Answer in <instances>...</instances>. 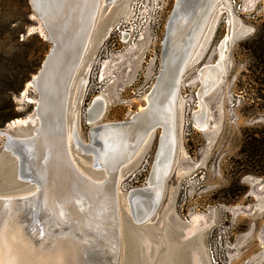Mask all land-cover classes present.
Listing matches in <instances>:
<instances>
[{
	"label": "rangeland",
	"instance_id": "1",
	"mask_svg": "<svg viewBox=\"0 0 264 264\" xmlns=\"http://www.w3.org/2000/svg\"><path fill=\"white\" fill-rule=\"evenodd\" d=\"M174 1L100 4L94 23L99 27L98 36H93L97 39L83 55L67 105V124L77 117V134L83 143L91 126L88 108L95 116L93 122L101 124L127 121L144 105V96L160 70V43ZM143 18L146 24L141 22ZM131 19L137 20L134 26L141 27L143 34L140 42L126 49V39L119 40L113 27ZM263 30L264 0H218L213 8L196 54L179 79L174 160L159 205L145 226L137 228L129 224L125 205H119L122 242L118 264H210L207 244L212 230L220 232L223 255L219 264L224 260L226 264H264V170L260 157L264 73L247 50ZM129 34L131 40L134 33ZM50 47L29 0H0V130L13 137L32 131L30 124L20 125L33 117L37 100L28 82ZM219 59L224 73L217 88L203 99L206 128L199 129L192 122L199 103L197 74L202 65ZM81 79L88 83L78 90ZM96 97L105 102L93 105ZM7 117L12 118L1 124ZM158 137L159 129L123 170L122 191L146 184ZM4 142L0 136V195L27 192L32 186L15 178L14 161L4 152ZM73 154L77 162H88L77 151Z\"/></svg>",
	"mask_w": 264,
	"mask_h": 264
},
{
	"label": "bare ground",
	"instance_id": "2",
	"mask_svg": "<svg viewBox=\"0 0 264 264\" xmlns=\"http://www.w3.org/2000/svg\"><path fill=\"white\" fill-rule=\"evenodd\" d=\"M43 2L45 3V5H47V8H45V10L47 9L48 14L49 9H51L50 14H52L51 16H54V19H51V32L55 36V38L58 37L59 39H62L63 43L60 49V58L56 63H54V67L50 70L52 72L46 80L41 81L39 84L41 97L38 101L36 100V103H38V109L40 112L38 121L40 123L36 124V138L34 137L30 141L31 144L26 143L25 145L28 151L27 155H25L26 159L22 161V159H20L19 157V159L21 160L19 162H21L22 166L28 171H31L32 169L30 168H32L33 166V171H37L38 168H40L45 174L41 186L39 183L31 181V183H33V187L27 192L0 195V264H31L32 261V264H46L47 262H51L52 264H54L53 261L58 263L59 260H61L54 253H50L48 251L46 252L41 247V245L43 244H41L39 236L42 233L39 231H35V229L32 228V226H30L28 222L24 221V208L27 204L28 206H33L36 201L39 206L47 209L54 215V217L57 216V210L61 207L62 209L68 208L69 212L67 213L69 217L74 218L75 216V218H78V215L80 214L78 211L79 209L77 210L70 205V200L72 194H74V189L76 191H79L81 196L83 194L86 197L87 200L85 201L88 203V209L92 213L104 199L97 197V193L90 186L82 182L81 176H83V173H81V170L77 166L73 155L70 153V143L72 142V140L74 142L72 134L77 138L79 136L77 134V117H72L73 122L70 126L67 124L68 108L66 109V107L68 105V98L70 96V86L73 83V79L79 69V66L81 65L82 60L81 59L80 61H78L77 65H75V70L73 71V73L71 72V75L68 76L67 71L70 70L72 56L77 55L79 50L80 45L78 43L80 39V33L82 32V30L85 31L87 25L86 22L88 21V19L90 20L92 11H94L95 9V11L97 12L99 10L100 4H105L106 0H43ZM176 2L179 3V7L178 5L176 6L174 15L170 13L164 26V35L161 41L160 71L158 75L161 73V69L162 75L159 79L160 81H158L157 83V86H155L154 84L151 87L150 91L145 94L144 105L140 106L139 109L135 113H133L127 121L95 124L93 122L95 116H89L92 121L90 122L91 129L95 131L96 127L100 128L97 133L98 140L101 139V141L103 142V147L105 146V150L109 151V153L111 152V154L112 152H114V150L110 149V144L112 142H109L108 139L114 140V149L119 150L118 141H121L124 136L128 141L134 143L137 138H140L143 135L145 126L152 123V121L157 120L163 124L162 141L159 147V151L155 157V161H153L152 163L151 174L147 179V182H150L149 184L152 183L151 187L154 191L152 199L154 200H158L160 197V184L162 183L163 186L164 180L167 177H163V175L166 171V167L168 164L167 162L170 159L169 156L171 147L173 144L175 145V120L173 122L172 119L173 96L170 83V72H172V67H174V63H176V58L169 60V57H171L173 52H176V55L178 56L179 52L183 50L184 46H186L187 44H191V39L194 38V35L198 30L197 28L200 23V17L206 4L205 3L203 6L196 7L198 6V4H194V2L192 3L191 0H175L174 4ZM193 7L196 9H194ZM127 22H125L124 20L120 21V23L125 24ZM94 23L95 21L93 23L91 21L92 26L91 29L89 27L88 31L90 32V39H88L89 41L87 42L85 52L87 51V48H89V43L93 44L97 39V37L95 39H92L93 36L95 37V34L96 36H98L99 27L98 25L97 27H94ZM40 29L43 32L41 26ZM106 31L107 29L104 32ZM110 31L111 29L109 30V32ZM113 31L121 32L120 26H118L117 28L113 27ZM121 35L125 39L126 34L120 33V36ZM141 36L142 33L140 34L138 40H134L131 44V41L129 42L128 40V42L125 43L127 45L126 49H129V45L133 46L134 44L140 42ZM84 53L82 55H84ZM204 65L206 67V70L208 69L207 67H209V65H211V68L209 67L210 70H205L206 72H199L197 74L200 87L198 88L197 94L199 103L197 110L193 112L192 117L193 124L199 129L206 128L205 104L203 102V97L213 91V89H215L217 84L220 82V78L218 77L223 73V64L221 62V59H219L215 63H207ZM212 68L215 70H212ZM157 77L155 81H157ZM32 79H34V76L32 77ZM67 80H69V90L65 93V95H63L64 97L62 96L66 105L62 120L63 124H61V117L58 112V108L61 103L63 86ZM31 82L32 81L28 82L29 87L31 85ZM83 83L84 80L81 79L79 81L78 90L81 88ZM147 106L149 107L146 110V113L139 118V114L143 113ZM89 112L90 111H88L87 114H89ZM101 115L102 114L100 113L97 117L100 118ZM28 119L23 120L20 125H23ZM33 121L34 120H32V124L34 123ZM152 133L153 130H151L147 137L149 138ZM31 136L32 134L21 135V137L23 138H31ZM147 139L143 140L140 147L146 143ZM9 146L14 151H17V146H15L14 144H9ZM81 147V144H78L76 141L74 148L77 149L78 152H82V150L85 151L83 148L80 149ZM140 147L138 148V150L140 149ZM50 149L54 152H58L57 157L55 155L50 156L49 158L47 157L51 152ZM136 153L131 157L132 159L135 157ZM40 159L42 164L39 163ZM68 160L79 174H77L75 170H71L69 172L64 170V166L62 164L65 161L67 162ZM80 162L82 164L84 163L83 161ZM128 164H126L123 170L127 167ZM83 165L91 166V163H84ZM15 172L14 176L18 179L19 176L17 175V173L15 174ZM30 174L32 175V172ZM84 177L87 176L84 174ZM120 178L121 172H118L117 179L114 184L116 206L119 207L120 204H124L125 210L129 214L130 209H128L127 207L128 202H126L124 198H121V196H119ZM142 196L143 195H140L139 197L135 196L133 198L136 199L137 197V211L135 210V214L139 217L147 216L149 210L145 209L146 207L144 205L150 202V198L144 199V196ZM16 198H21V201H26V199L29 198L31 199V201H29L28 203L16 202L15 200H13ZM93 214H96V211ZM50 225L51 227L49 228ZM43 226L45 227L41 230L47 234L46 239L49 238L48 240L51 241V239L53 238V232H51L50 229H52L53 224L49 221H45L43 223ZM42 237H44V235ZM56 240L57 239H55L54 241ZM58 245L64 244H61V242H56L55 247L53 245V248L55 249ZM62 249L63 251L58 252L59 255H67V261L71 262L72 264L78 262V257L73 258V262L70 260L71 257H74L76 254V247L73 243L70 242L67 245L62 246ZM164 255L165 252L162 256L164 257Z\"/></svg>",
	"mask_w": 264,
	"mask_h": 264
},
{
	"label": "water",
	"instance_id": "3",
	"mask_svg": "<svg viewBox=\"0 0 264 264\" xmlns=\"http://www.w3.org/2000/svg\"><path fill=\"white\" fill-rule=\"evenodd\" d=\"M112 1L113 0H106L105 4H109ZM114 1H119V0H114ZM191 1L192 3L194 2V4H198V6L196 7L203 6L205 3L206 4L203 10V13L200 17V23L197 28L198 30L196 29L197 30L195 34L196 37L194 35V38L191 39V44L190 45L187 44L186 46H184L183 50L179 52L178 56L176 55V52H173L171 57H169V60L176 58V63H174V67H172V72H170L171 74L170 83H171V90H172V96H173L172 98L173 100L172 101L173 122L175 120V100L177 98L179 79L183 71H185L187 66L192 62L196 54L199 41L201 39V35L203 34L205 30L207 20L209 19V16L213 8L218 2V0H191ZM44 2L43 0L42 1L41 0H29V5L32 9L33 15L38 19L39 24L43 30L44 39L51 44V47L47 55L43 59L39 70L34 75V79H31L32 82H31L30 87L36 93L37 101L41 97L39 84L41 81L46 80L47 77L52 72L50 70L54 67V63H56L57 60L60 58V49L63 43L62 39H59L58 37L55 38V36L51 32L52 31V28H51L52 20L51 19H54V16H51L52 14H50L51 9H49V14H48L47 9L45 10V8H47V5H45ZM177 5L179 7V3L176 2L172 8L171 14L173 15L175 14ZM96 13L97 12L94 9V11H92V14L90 15V20L88 19V21L86 22L87 25H86L85 31L82 30V32L80 33V39L78 43L80 45L79 50H78L77 55L72 56V63L70 66V70L67 71L68 76L71 75V72L73 73V71L76 68L75 65H77L78 61L82 59V56H83L82 54L85 52L87 42L89 41L88 39H90L89 38L90 32H88L89 27L91 29V26H92L91 21L92 23L95 21ZM209 67L211 68V65H209ZM209 67H207L208 69L206 70L205 65L201 66L199 69V72H204L205 70L208 71L210 70ZM212 70H215V69L212 68ZM223 73L222 75L220 74V76L218 77L220 78L219 79L220 81L222 79ZM161 75H162V69H161V73L157 75L158 76L157 81H155L156 83H154L155 86H157L158 81H160L159 79ZM219 83L217 84V86L219 85ZM68 84H69V80H67L63 86L61 97L65 95L66 92H68L69 90ZM217 86L215 87V89L217 88ZM63 97L61 98V103L58 108V112L61 117V124H63L62 120H63V115L65 113L64 111H65V105H66ZM148 107L149 106L145 108L143 113L139 114V118L140 116L142 117L146 113V110L148 109ZM39 116H40V112L38 109V103H35L33 117L28 119L23 124V126L27 124L31 125L32 131L26 134V135L32 134L31 138H23L21 136L13 137L7 132L0 130V136H3L5 138V142L3 145L4 152L8 153L11 160L14 161V172L16 171L15 174L17 173V175L19 176L18 179L20 181L24 183H29L31 184L32 187H33V183H31V181H35L36 183H39L41 186L45 173L40 168H38L37 171H33V166L32 168H30L32 170L28 171L26 168L22 166L21 162L19 161H21L20 159H22V161L26 159L25 155H27L28 151L25 145L26 143L31 144L30 141L35 137V132L37 128L36 124L40 123L38 122ZM32 120H34L33 124H32ZM87 121L91 122V118H88ZM99 129H100L99 127H96L94 131L93 129H91V126H90L89 131H88V139L86 143H83L79 139V137L77 138L75 135L72 134L73 136L72 138L74 139V142L72 140V142L70 143V153L73 155V157H74V154H73L74 151L78 152V150L74 148L75 142L77 141V143L81 144L82 146L80 149L83 148L85 150V151L82 150V152H78V153L88 158L87 160L88 162H86V164L91 163V166L83 165L81 162H77V160L74 157L77 163V166L81 170V173H83V176L80 175L82 177V182L90 186L97 193V197L104 198L103 201H101V204H99V206L95 208L96 214H93L95 211L93 213L89 211L88 203L85 201L87 200L86 197L83 194L81 196L79 191H76L75 189L73 190L74 194H72L71 196L70 205L76 208L77 210L79 209L78 211L80 214L78 215V218H75V216L74 218L69 217L67 213L69 212L68 208L62 209V207L61 208L59 207L60 209L57 210V216L54 217V215L50 213L47 209L39 206L36 201L33 206L32 205L28 206L27 204L24 208L25 210V214L23 215L24 221L28 222L29 225L35 229V231H39L42 233L39 236L41 244H43L41 245V247L46 252L48 251L50 253H54L55 255H57L58 258L61 259L59 260L58 263L53 261L54 264H72L71 262L67 261V258H68L67 255L58 254L59 251H63L62 246L67 245L70 242L73 243L74 246L76 247V251H75L76 254L74 257L72 256L70 260L73 262V258L78 257V262L74 264H118V258L120 255L119 253H120L121 242H122L121 241L122 233H121V226H120V219H119V207L116 206V198H115V193H114V184L116 182L118 172L122 173V170L126 166V164L131 162L130 161L132 159L131 157L137 152L143 140L144 139L146 140L148 138L147 136L149 135L151 130H153L154 132L155 130L159 129L158 143H157L156 152H155L154 159H153V161H155V157L159 151V147L162 141V134H163V124L157 120L152 121V123L145 126L143 130V135L140 138H137V140L134 143H131L130 141H128L125 138V136L122 138L121 141H118L119 150L114 149L115 141L112 139H108L109 142H112L110 144V149L114 150V152H112L111 154V152L109 153V151L105 150V146L103 147L102 145L103 142L101 141V139L98 140L97 133ZM63 134H64V130H63ZM9 144H14L15 146H17L16 147L17 151H14L13 149H11ZM73 148H74V151L72 150ZM62 152H63V149H62ZM57 153L58 152H54L51 150L49 156L47 157L49 158L50 156H53V155L57 157ZM174 153H175V146L173 144L171 147V151H170V156H169L170 159L167 162L168 164H167L166 171L164 172L163 177H166L169 171L171 170V166L174 160ZM68 161L67 162L65 161L62 164L64 166V170L67 172L71 170L76 171V169H74V166L71 165L70 161L69 162ZM39 163L42 164L41 159L39 160ZM88 170L89 171L91 170L94 173L92 172L89 173ZM31 172H32V175L30 174ZM76 173L79 174L77 171ZM84 174L87 177H84ZM150 174H151V170H150L149 175ZM2 178L6 179V176H3ZM149 183L150 182H146V184L143 186L131 188V189H128L127 191H122L121 188L119 187L120 189L119 196H121V198H124L126 202H128L127 207L128 209H130V213L129 214L127 213V218L129 220V224L132 225L133 228L141 227L143 225L145 226V223H147V221L151 218L157 206L159 205L162 190H163L162 183L160 184L161 194L158 200L152 199L154 191L152 190V187H151L152 183L151 184ZM140 195H143L144 199L150 198V202L144 205L146 207L145 209L147 210L149 209L147 216L139 217L135 214V210L137 211L136 209L137 197L136 199H133V198L135 196L139 197ZM13 200H15L16 202H22V203L24 202L28 203L29 201H31V199L29 198L26 199V201H21V198H16ZM45 221H49L53 224L52 229H50L51 232H53V238L51 239V241L48 240L49 238L46 239L47 234L41 230L42 228L45 227L43 226V223ZM50 227L51 225L49 226V228ZM43 235L44 237H42ZM55 239L57 240L54 241ZM56 242H61V244H64V245H58L54 249L53 245L55 247ZM133 242H134V248H135L137 244L135 243V240ZM148 249L149 248H147V250ZM46 264H52V263L47 262Z\"/></svg>",
	"mask_w": 264,
	"mask_h": 264
},
{
	"label": "built area",
	"instance_id": "4",
	"mask_svg": "<svg viewBox=\"0 0 264 264\" xmlns=\"http://www.w3.org/2000/svg\"><path fill=\"white\" fill-rule=\"evenodd\" d=\"M134 11H135V9H134ZM130 12L133 13V9L131 7H130ZM136 18L137 17H135V19ZM132 20L133 19H131V21L128 22L127 25L125 23H119V25L115 26V28H117L118 26H120L121 32L114 31L117 34H119V40H122V38H121L122 35L120 36V33L121 34H126L129 37H130V34H129L130 31L132 33H134V37H132L131 40H130V38L128 36L127 37L125 36L126 37L125 39H126L127 42H128V40H129V42L131 41L130 44L134 41L135 36H136V40H138L140 34L141 33L143 34L141 27L139 28V26L138 27L134 26L135 25L134 23L137 22V20L135 22H132ZM146 21L147 20L145 18H143V20H141V22H143V24H146ZM152 25H153V23L150 22V26L151 27H152ZM131 28H132V30H131ZM221 245H222V243H221L220 232L218 230H214V231L212 230L211 233H210V235H209L208 244H207V256H208V259H209L210 264H219L220 263V258L223 255V252H222V249H221ZM224 264H226V261L225 260H224Z\"/></svg>",
	"mask_w": 264,
	"mask_h": 264
},
{
	"label": "trees",
	"instance_id": "5",
	"mask_svg": "<svg viewBox=\"0 0 264 264\" xmlns=\"http://www.w3.org/2000/svg\"><path fill=\"white\" fill-rule=\"evenodd\" d=\"M247 50L250 52L251 57L257 62L258 68L260 72L264 73V30L261 31L256 37H254L249 45L247 46ZM257 66V65H256ZM262 75V73H261ZM264 77V75H262ZM264 80V78H263ZM10 118L2 119L1 124L6 123ZM264 130V129H263ZM263 141H262V149H261V159L263 160V170H264V134H263Z\"/></svg>",
	"mask_w": 264,
	"mask_h": 264
},
{
	"label": "flooded vegetation",
	"instance_id": "6",
	"mask_svg": "<svg viewBox=\"0 0 264 264\" xmlns=\"http://www.w3.org/2000/svg\"><path fill=\"white\" fill-rule=\"evenodd\" d=\"M111 29H112V28H111ZM109 36H110V35L107 33L106 36H105V38L107 39ZM162 39H163V37H162ZM162 39H161V41H162ZM160 47H161V43H160ZM159 71H160V70H159ZM84 83H85V82H84ZM84 83H83V84H84ZM87 83H88V79H86V83H85L84 86H86ZM83 84H82V86H83ZM82 86H81V87H82ZM80 89H81V88H80ZM150 89H151V88H150ZM96 102L103 103V102H105V101H104V100H101L100 97H96V98L93 100L92 104L94 105ZM93 105H92V106H93ZM88 111H89V108H88ZM88 111H87V112H88ZM89 116H90V113L88 114V118H89ZM162 257H163V256H162Z\"/></svg>",
	"mask_w": 264,
	"mask_h": 264
},
{
	"label": "crops",
	"instance_id": "7",
	"mask_svg": "<svg viewBox=\"0 0 264 264\" xmlns=\"http://www.w3.org/2000/svg\"><path fill=\"white\" fill-rule=\"evenodd\" d=\"M262 254H264V252H262ZM262 258H264V256L262 255Z\"/></svg>",
	"mask_w": 264,
	"mask_h": 264
}]
</instances>
